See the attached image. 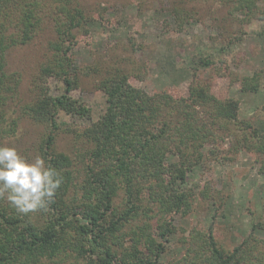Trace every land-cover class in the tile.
Returning <instances> with one entry per match:
<instances>
[{"label":"trees","instance_id":"trees-1","mask_svg":"<svg viewBox=\"0 0 264 264\" xmlns=\"http://www.w3.org/2000/svg\"><path fill=\"white\" fill-rule=\"evenodd\" d=\"M224 2L230 27L264 21V0ZM105 10L99 4L89 12L81 0H0V145L17 125V119L8 120L9 103L19 101L20 77L7 71V52L47 31L51 37L45 59L30 80V100L19 102L21 117L46 129L38 156L62 177L46 209L23 215L0 200V264H160L165 244L177 230L173 217L191 212L190 190L182 187L187 174L219 153L218 146L203 151L210 138L221 141L211 129L228 131L227 125L237 119L238 102L226 93L231 87L241 93L260 89L264 69L236 77L227 58L215 64L203 57L196 66L207 69V81L192 79L185 89L145 94L134 82H140L137 75L143 67L133 61L137 74L114 71L98 81L106 109L90 122V107L72 93L92 70L77 67L72 53ZM169 12L180 28L198 19L175 2ZM49 78L62 81L60 94H51ZM198 108L206 110V119L197 115ZM60 112L81 124L59 121ZM61 132L81 141V150L57 152L55 140ZM241 148L262 157L259 172L264 176V132L252 127L250 135L237 137L229 153ZM260 226L253 224L231 251L220 248L213 224L196 227L182 241L181 264H264V240L256 235Z\"/></svg>","mask_w":264,"mask_h":264},{"label":"rangeland","instance_id":"rangeland-1","mask_svg":"<svg viewBox=\"0 0 264 264\" xmlns=\"http://www.w3.org/2000/svg\"><path fill=\"white\" fill-rule=\"evenodd\" d=\"M224 1L227 0H81L89 12L99 4L106 7L101 22L89 25V35H79L83 42L74 46L72 53L77 67L92 70L91 74L81 77L80 86L72 93L90 107L89 121H97L104 113L106 98L97 88L98 81L114 71L137 74L138 68L143 67L137 75L140 82H134L145 94L168 88L185 89L192 79L199 83L207 81V69L196 66L203 57L215 64L221 60L218 58H227L228 69L236 77L263 71L264 21L256 20L242 28L230 27L225 22L224 5L228 3ZM173 2L198 14V19L180 28L179 21L174 23L169 12ZM44 32L29 45L14 48L6 55L7 71L20 77L17 99L21 103L30 100V80L45 59L44 48L51 36ZM133 61L140 66L137 68ZM142 71L146 74L141 75ZM46 81L52 95L62 92V81L51 78ZM260 83L256 93H241L235 87L226 93L227 98L238 102L236 123L228 124V131L217 126L211 129L221 141L210 138L212 142L209 140L203 151L207 154L208 149L218 146L219 153L215 159L202 161L187 174L182 187L190 190L191 212L173 217L177 230L165 244L160 264H181L185 255L182 241L196 227L206 229L213 224L217 242L225 251L234 249L253 224H261L256 235L264 240V176L259 172L262 157L244 148L229 153L237 137L250 135L252 127L264 132L261 108L264 71ZM19 101L9 103L8 120L17 119V125L13 134L3 136L1 145L15 147L21 156L32 159L39 155L38 144L46 129L21 117ZM197 110L200 119H206V110ZM58 120L81 124L80 119L63 112L59 113ZM243 123L251 128L247 129ZM4 130H8L7 125ZM81 148V141L67 133H59L55 140L57 152L76 154ZM118 194L114 201L116 206L122 199V193ZM155 225L154 219L152 226Z\"/></svg>","mask_w":264,"mask_h":264},{"label":"clouds","instance_id":"clouds-1","mask_svg":"<svg viewBox=\"0 0 264 264\" xmlns=\"http://www.w3.org/2000/svg\"><path fill=\"white\" fill-rule=\"evenodd\" d=\"M62 177L36 156L23 157L15 147L0 145V200L27 215L46 209L61 187Z\"/></svg>","mask_w":264,"mask_h":264}]
</instances>
